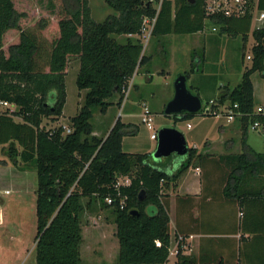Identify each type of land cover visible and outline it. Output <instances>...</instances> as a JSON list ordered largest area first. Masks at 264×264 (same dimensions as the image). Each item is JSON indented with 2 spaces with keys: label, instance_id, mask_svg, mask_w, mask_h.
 I'll return each instance as SVG.
<instances>
[{
  "label": "trees",
  "instance_id": "obj_1",
  "mask_svg": "<svg viewBox=\"0 0 264 264\" xmlns=\"http://www.w3.org/2000/svg\"><path fill=\"white\" fill-rule=\"evenodd\" d=\"M103 1L115 14L95 21L88 0H36L48 16L22 25L20 19L26 13L17 9L15 0H0V101L18 106L0 111V143L9 142V155L33 163L36 170L35 264H81L83 198H87L86 206L98 200L111 210L119 243L117 264L163 262L171 240L165 185L175 182L194 161L201 164L206 157L188 146L185 159L168 174L164 166L169 157L153 161L148 152L123 151L122 139L137 132L135 124L118 117L105 137L92 134L94 109L105 112L111 104L109 98L116 93L117 103H121L122 87L146 62L140 40L128 34L139 33L141 17L155 12L147 0ZM263 4L261 1L260 6ZM207 18L203 0H164L151 37L191 34L209 22L221 34L242 33L245 38L250 25L248 14ZM49 20L52 34H47ZM253 36L256 44L250 67L236 85L224 86L217 96L220 102L237 101L244 111H251L256 103L251 74H264V29L253 31ZM73 58L79 63L76 87L86 90L83 101L68 119L69 132L63 124L46 128L41 125L43 118L62 113L65 76ZM185 73L188 76L189 72ZM193 116L183 113L173 120ZM248 121L244 117L239 124L241 150L222 153L216 159L226 169L222 193L239 205L264 198V152L247 144ZM119 176L129 177L130 183L117 190ZM107 196L111 203L105 201ZM175 264L227 263L222 259L197 260L192 254L179 252Z\"/></svg>",
  "mask_w": 264,
  "mask_h": 264
},
{
  "label": "rangeland",
  "instance_id": "obj_2",
  "mask_svg": "<svg viewBox=\"0 0 264 264\" xmlns=\"http://www.w3.org/2000/svg\"><path fill=\"white\" fill-rule=\"evenodd\" d=\"M88 1L91 17L95 21H102L108 14H115V11L103 0ZM15 5L20 12L26 13V17L20 19L22 25L32 24L42 16H48L47 10L40 7L36 0H15ZM49 23L47 34H52V21L49 20ZM205 27L204 31L178 34L177 38L174 34L151 37L144 51V54H149V57L144 64L137 67V75L133 80L135 85L129 89L127 98L122 100L124 103L122 109L119 111L115 102L108 108L106 114L95 108L91 118L93 128L95 127L97 131L102 133L109 129L108 127L111 125L109 123H111L114 115L117 117L130 107L134 114L128 118L122 113V119L132 121L138 129L135 134L123 137L122 149L126 152H148L151 154L156 147V140L149 138V133L152 130L147 129L139 115L141 108L137 104V99L142 97V100H145L144 102L154 114V131L174 125L183 134L188 146H193L196 143L202 150L203 146L207 144L209 146L206 150L209 153L240 151L241 140L237 123L234 127L222 118L194 115L188 120H179L173 124L172 119L163 113L164 105L173 93V80L177 75L178 66L166 64L170 57H163L161 54H177V59L175 58L177 64L182 56L180 54H190L191 62L194 61L193 67L198 69V72L191 74L189 83L193 85V90L199 91L202 100L216 96L224 84H229L230 87L236 85L240 81L242 72L250 65V61L244 56V52L249 49V44L246 49L242 48V33L236 35L220 34L218 30L217 32L211 31L208 22ZM133 37L135 38V36ZM123 38L120 36L118 39L121 41ZM186 45L193 48V54L187 50ZM195 53L201 58L200 60L194 57ZM182 61L185 62V60ZM78 65V59H71L65 76L67 104L64 109L66 118L62 119L65 125L69 122L68 115H74L78 106V96H81L75 83ZM156 69L158 71L164 69L165 72H157ZM147 70L153 72L151 79L146 72ZM258 78H261L259 72L255 71L251 74L256 100L259 97ZM79 91L84 92V90ZM116 97L117 93L109 100L114 101ZM54 120L55 117H48L43 118L42 122L45 127L52 128L58 124ZM100 121H102V126L99 124ZM187 123L190 124V127H187ZM246 142L254 150L264 152V137L261 135L247 129ZM2 158L4 156L0 154V171L4 174L0 178V209L11 218L10 223L5 225L2 233L0 232V245L5 247L12 242L9 240V236L15 234H22L25 237L26 233V237H31L33 241L36 233V170L33 163H28L26 171H22V175L25 174V177H21V181H16V184L11 177L14 173L16 175L21 173L15 167L17 162L14 164L10 161L4 165L1 161ZM162 159L165 160V157ZM118 179L125 180L123 176H119ZM4 189L9 190L10 193L6 194ZM82 201L85 208L80 216L82 229L81 264H117L119 243L115 236V223L111 210L102 207L98 200L92 206H86L87 198H83ZM89 241H91V247ZM33 243L30 241L27 245L28 249L33 248ZM188 247L190 249L187 250V253H193L192 246L189 245ZM31 252L33 255V250ZM2 259L4 256L0 253V261ZM19 261L13 259L11 264H16Z\"/></svg>",
  "mask_w": 264,
  "mask_h": 264
},
{
  "label": "crops",
  "instance_id": "obj_3",
  "mask_svg": "<svg viewBox=\"0 0 264 264\" xmlns=\"http://www.w3.org/2000/svg\"><path fill=\"white\" fill-rule=\"evenodd\" d=\"M205 26L201 31L205 30ZM211 26L212 24L210 23V30L217 32L218 28L216 30H212ZM174 35L175 38H177L178 34ZM181 41L183 42L184 40L182 39ZM241 41L242 48L246 49L247 45L249 44V49L248 51L244 52V54L246 55L247 53H250L252 51V47L256 44V40L253 36V31L251 28V20L248 31L245 34V38L243 37V34H241ZM187 46L188 45H186V47ZM187 48V50L193 54V48ZM145 55L147 60L149 54ZM180 55L182 56L177 64L175 63L177 54H161L163 57H170L169 61H166V64L178 66L177 74L183 73L186 75L185 72H189L188 76L186 75L187 85L193 93L199 94V91L193 90V85L189 83L191 74L197 73L198 69L193 67L194 61L191 62L192 59L190 54ZM194 57L197 60L201 59L197 53H195ZM182 60H185V62ZM250 65L246 68L250 67ZM156 71L161 73L165 72L164 69H162V71H158V69H156ZM146 72H148V75L151 79L153 77V72L148 70ZM259 74L261 78H258V96L264 84L261 73ZM136 75L137 69L132 78L131 87L135 85L133 80ZM226 85L230 87L229 84H224L214 97H217L223 91V88ZM85 92L86 90H84V92L78 90V93H81V96H78V106L76 107L75 113L78 111L83 101ZM173 94L174 88L170 99L173 97ZM118 97L119 95L117 94L116 99L111 101V104L108 106V108L111 107V105L115 102L118 110L120 111L122 109L124 103H122V101L121 103H117ZM140 101L144 102L145 100H142V97H138L137 104L140 105ZM66 104L67 100L65 101L62 113L58 117H55L54 121H56V123L58 122L57 125L64 124L62 119L66 118V113L64 111ZM17 107L18 106L16 105L15 109H17ZM6 108H8V106L0 104V111L5 110ZM107 110L102 113L106 114ZM122 113H124V115L128 118L134 114L130 107H128L126 111H123ZM122 113H120L117 117L115 115L113 116L111 123H109L111 124L110 127H108L109 129L103 131V135V132L101 133L100 131H97L95 127L93 128L92 134L98 137H105L118 117L125 123L134 124L130 120L122 119ZM164 115L171 118L173 124H175L173 116L178 115H167L165 113ZM71 116L73 115H68V118ZM13 119L15 121H21L20 117L18 116H13ZM99 124L102 126V121H100ZM41 125H43V122ZM231 125L235 127L236 123H231ZM230 143L229 146H231ZM208 146L209 145L206 144V146H203V149L200 150L196 143H194L193 147L198 149L197 151L199 153L206 155L203 163L200 164L198 161H194L175 182H169L165 185L164 195L167 201L171 240L176 233L185 235L187 237L186 240L188 242V246L191 245L193 249V253L190 254H192L197 260L215 261L222 259L227 264H264V198H256L255 200L248 201L241 205H239L235 200L227 199L222 193L223 178L226 173V169L216 163L218 156L227 152L209 153L206 150ZM8 147L9 142L0 143V154L4 156L1 161L4 163V165H7L10 161L12 163L17 162L16 164L14 163L15 167L21 173L20 175H16L14 173L11 177V179H13V181L16 183L18 180L21 181V177H25V174L22 175V171H26L28 163L20 161L19 156L14 157L9 155ZM15 147L20 149L16 143ZM168 157L169 159H166L167 161L164 166V170L168 174H172L185 159L186 155L172 154ZM162 160L164 159H161V161ZM3 175L4 174H2L0 171V178ZM4 192L6 194L10 193L7 189H4ZM10 219V216L0 209L1 233L5 228V225L10 223ZM9 240L12 242L8 243L7 246L4 247L3 245H0V253L4 256V259L0 261V264H11L13 259H15V261L20 260L16 264H35V244L33 243V248L28 249L27 247L30 241L34 242V237L32 241L31 237H26V233L25 237L22 234H15L9 236ZM89 242L91 247V241ZM31 250L34 252L33 255L32 252L30 253Z\"/></svg>",
  "mask_w": 264,
  "mask_h": 264
},
{
  "label": "built area",
  "instance_id": "obj_4",
  "mask_svg": "<svg viewBox=\"0 0 264 264\" xmlns=\"http://www.w3.org/2000/svg\"><path fill=\"white\" fill-rule=\"evenodd\" d=\"M154 6L155 12L152 15H143L141 17L140 31L136 34H128L129 36H135L138 38L142 44L141 54L144 53L146 49V44L151 39L155 21L158 15V11L164 0H147ZM173 1V0H172ZM261 1L264 0H203V8L205 15L209 18L211 15H224L228 17H240L245 15H250L251 28L252 31L264 29V4L260 6ZM207 18V19H208ZM212 30H216L217 26L212 24ZM245 58L252 61L253 54L252 51L245 55ZM137 69V68H136ZM129 78L127 84L122 87V100L127 98L129 89L131 88L132 78L136 72ZM264 80V74H261ZM200 107L195 112L194 115L204 116V117H216L222 118L225 122L240 124L241 119L244 117L248 118L247 129L261 135L264 137V84L262 90L259 94L258 100L254 104L251 111H244L240 108L237 101L220 102L218 97H210L206 100L200 99ZM0 104L8 106L9 110H15L16 105L8 101H0ZM141 121L145 123L147 129L152 131L149 133L151 139L157 140V131H154L153 118L154 114L148 108L145 102H140ZM182 114L178 115L181 116ZM66 132L70 131L67 125H63ZM187 127L190 124L187 123ZM125 180L117 179L115 183V188L118 190L120 185H128L130 183L129 177L123 176ZM107 203L112 202V198L107 196L105 198ZM124 203V199L120 200L121 206ZM187 237L182 234H176L172 240H170V245L168 249V255L163 262L152 263V264H175V259L179 252L187 254L188 242Z\"/></svg>",
  "mask_w": 264,
  "mask_h": 264
},
{
  "label": "water",
  "instance_id": "obj_5",
  "mask_svg": "<svg viewBox=\"0 0 264 264\" xmlns=\"http://www.w3.org/2000/svg\"><path fill=\"white\" fill-rule=\"evenodd\" d=\"M173 88V97L166 103L164 113L167 115H180L183 113L194 115L200 107L201 100L188 87L185 74L176 75L173 80ZM187 152L188 145L183 134L176 127L169 126L160 128L157 131L156 147L150 156L153 161H160L172 154L186 155Z\"/></svg>",
  "mask_w": 264,
  "mask_h": 264
}]
</instances>
